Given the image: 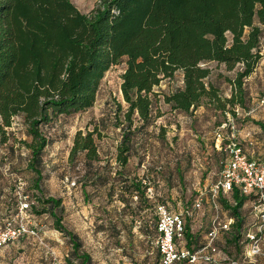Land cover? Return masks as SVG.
<instances>
[{
  "label": "trees",
  "instance_id": "1",
  "mask_svg": "<svg viewBox=\"0 0 264 264\" xmlns=\"http://www.w3.org/2000/svg\"><path fill=\"white\" fill-rule=\"evenodd\" d=\"M263 28L264 0H98L89 14L82 13L71 0H0V146L8 144L12 135L8 130L15 118L21 117L30 141L17 143L30 151L27 169L36 176L35 188L40 194L43 153L50 143L42 128L58 117L91 109L106 73L124 62L121 91L127 109L118 124L122 140L115 174L122 180L117 186L109 181L108 173L90 182L95 185L100 179L102 186L109 185V207L117 201L126 208L137 197L148 208L147 183L123 171L133 154L136 132L155 121L154 88L181 72L183 87L162 95L172 111L189 114L207 100L216 111L236 114V108L246 104L244 82L262 59ZM211 63L224 65L229 72L241 66L230 97L222 98L218 88L206 82L212 74ZM135 119L141 125L134 128ZM95 136H100L98 130L79 131L70 152V161L84 156L87 171L81 186L87 201L86 182L90 176L96 178L101 169L95 165L101 162ZM227 196L236 205L220 198L219 202L235 219L230 242L239 245V211L249 199L238 191ZM35 200L37 205L29 204L28 212L51 216L55 229L68 238L76 256L81 243L62 224V200L40 195ZM166 204L161 201L154 206L155 227L141 230L151 242L159 237L156 208ZM104 214L96 230L108 234L116 247L125 248L123 235L127 231V238L131 236L135 218L131 216L121 227L125 221L120 214L114 216L108 209ZM184 238L189 248L196 244L188 224ZM90 262L89 256L80 257L79 264Z\"/></svg>",
  "mask_w": 264,
  "mask_h": 264
},
{
  "label": "rangeland",
  "instance_id": "2",
  "mask_svg": "<svg viewBox=\"0 0 264 264\" xmlns=\"http://www.w3.org/2000/svg\"><path fill=\"white\" fill-rule=\"evenodd\" d=\"M71 1L84 14H89L98 2ZM261 52L264 54V28ZM208 66L212 68V74L206 82L218 88L222 98L230 97L232 81L241 66L230 72L224 65L211 63ZM263 66L264 64L250 79L245 80L246 104L238 111L235 110L236 114L216 111L207 100L189 114L172 111L171 107L164 103L162 95L183 87L181 72L172 80H163L154 88L153 92L157 95L152 96L155 121L136 132L133 154L123 171L131 178L144 180L153 189L154 198L149 199L148 208L141 204L137 197L131 199L126 208L117 201L109 207L106 205L109 185L102 186L98 181L100 179L95 180L97 184H91L97 177H105L108 173L109 181H115L117 186L122 180L115 174L119 170L116 156L122 140V126L118 124L127 109L121 91L122 75L126 69L124 62L106 73L91 109L70 117H58L49 126L42 128L50 143L43 153L40 194L35 188L36 176L27 169L30 151L17 143L20 140L30 141V138L26 135L23 119L15 118L12 128L8 130L12 134L8 144L0 146V227L6 220L18 214L20 202L25 196L29 197L26 203L31 207L37 205L35 197L38 195L45 199H61L64 207L62 224L77 236L81 248L75 256L68 238L55 229L54 219L48 214L37 215L30 211L27 214V222L31 229L38 231V236H29L5 247L0 251V264H69L68 259L74 264H79L82 255L90 257V264H161L155 241L152 244L151 241L140 238L143 234L141 230L146 232L147 227H155L154 206L157 202L163 201L167 203L170 211L179 212L187 206L191 207L201 194L204 199L210 198L226 157L218 147L226 143L220 140L219 133L229 135L232 124L237 133L244 127L250 130L261 127V123L255 120V112H262L258 95L264 94V85L261 86L258 81L264 83ZM260 99L264 100L263 97ZM139 125L141 123L135 119L134 128ZM94 130L100 133L95 139L101 162L95 165L101 169L96 178L90 176L91 180L86 182V191L90 196L87 201L81 186L87 171L84 156L78 155L75 160L70 161V152L75 135L79 131L87 133ZM257 160L264 162L261 158ZM114 200H117V197ZM208 206L204 201L203 210ZM106 209L114 216L118 213L123 217L125 222L121 223V227L123 223H129L131 216L136 220L133 224L135 239L128 244L125 231L122 240L125 248H119L118 251L109 237L105 239L102 234L96 232V227L101 224L98 219L105 217ZM211 209L215 211L212 205ZM250 209L251 204L245 211L248 213ZM199 212L187 219V224L195 236L196 245L202 246L211 222L209 226L208 223L203 226L199 224ZM104 236L107 235L104 233ZM102 237L107 246L103 255L99 245ZM218 251L221 252V257H227L234 260L233 262L240 260L241 264H246L241 245L224 243V247L221 250L218 248ZM261 257L264 259V244ZM226 263L230 261L226 259L221 264Z\"/></svg>",
  "mask_w": 264,
  "mask_h": 264
},
{
  "label": "built area",
  "instance_id": "3",
  "mask_svg": "<svg viewBox=\"0 0 264 264\" xmlns=\"http://www.w3.org/2000/svg\"><path fill=\"white\" fill-rule=\"evenodd\" d=\"M239 108H236L238 111ZM229 135L219 133V138L226 141L219 149L226 154L222 162L219 180L211 191L210 204L216 211L211 220V226L206 234L205 241L198 249H191L185 243V227L187 219L192 218L195 212L204 208L205 199L200 195L191 208H184L179 212H172L166 205H158L156 214L159 218V237L155 246L160 254L161 264H221L216 242L223 233L231 232L233 219L222 221L220 218L221 195L227 196L238 191L249 199L250 214L253 218V231L241 237L239 245L243 246L244 261L252 264L263 255L264 244V162L252 157L245 147V142L253 146L254 142L249 135L240 140L238 131L232 124ZM147 198L153 199L151 187L147 190ZM27 197L20 202L19 213L11 222L0 227V251L24 237L38 236V231L31 229L27 222L29 204ZM233 205L236 203L232 202Z\"/></svg>",
  "mask_w": 264,
  "mask_h": 264
},
{
  "label": "crops",
  "instance_id": "4",
  "mask_svg": "<svg viewBox=\"0 0 264 264\" xmlns=\"http://www.w3.org/2000/svg\"><path fill=\"white\" fill-rule=\"evenodd\" d=\"M261 55H262V59H261L259 65L257 66V68H256V70H255L254 73H256V71H258V68L259 67L261 68L262 65L264 64V54L261 52ZM263 69H264V66H263ZM254 73H253V75H254ZM250 78H248V79H250ZM258 83L261 86L264 85V83L261 82L260 80L258 81ZM261 97L264 98V94L263 95H258V98H259L258 101L260 102V107H261L260 109L262 110V112L261 111L255 112V120L256 121H259L261 123V127H259V129H251V130L250 129H247L246 127H244V128H242V130L240 129V132L238 133V137L240 138V140H243L244 141L245 138H246V136L250 134V136H251V138H252V140L254 142V146L253 147H250L248 145V143L245 142V147H246V149H247L248 152L250 151L249 154L252 157H254L256 159H260L261 158L263 160L264 159V105L262 103H264L263 102L264 100H261L260 99ZM249 148L252 151L249 150ZM221 199L226 200L230 205H233L232 199H231L230 196L221 195L220 201H221ZM205 203L206 204H209V206H208V208H205L204 210H202V211H200L198 213V215H197V218L198 219L197 220H198V223L201 224L202 226L204 225V223H208V226H209L212 218L214 217L215 211H213L211 209V204H210L209 198H205ZM248 205H250L249 202H246L243 205V207L241 208V210L239 211V213H240V220H241V224H242V226L240 228V234H241V236H245L248 232L254 230V228L252 226L253 223H254V221H253V218H252V216L250 214V211H248V213H247V211H245V208ZM220 206H221V208H220V218H221V220L222 221H227L228 219H233L235 221V219L231 216L230 210L225 209L224 206H223V204L221 202H220ZM202 226H201V228H202ZM134 230H135V227L132 230L131 236H128V238H127L128 244H131L133 242V240L135 239V231ZM96 232H97V234H102L103 237L105 239H107L108 234H106L107 236H104V232H99V231H96ZM191 234H193L192 231H191ZM232 236H233V232L232 231L229 232V233L228 232L227 233H223L219 237V239L217 240L216 246L221 250V248L224 247V243H228V242L231 241V239L233 238ZM103 237L101 238V243L99 244L100 245V248H101V252H102L101 254L102 255L106 251L105 247H107L105 245V243H104V238ZM140 238L146 239L147 241H150V238L148 236L144 235V234H141ZM151 243L153 244V242H151ZM185 243H186V241H185ZM200 247H201V245L192 244L191 249H198ZM116 250L118 251L120 249L118 247H116ZM220 253L221 252H219V256H221ZM102 255H101V257H102ZM226 259H228V262L230 261V263H226V264H241L240 260H237V261L233 262L234 260H229V258H227V257H224V256L219 257V260H221V261H225ZM263 260H264L263 257H259L257 259V262L252 263V264H264V261ZM247 263L248 262H246V264ZM248 264H250V263H248Z\"/></svg>",
  "mask_w": 264,
  "mask_h": 264
}]
</instances>
